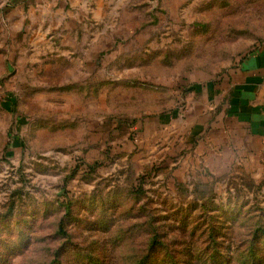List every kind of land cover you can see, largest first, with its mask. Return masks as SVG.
Masks as SVG:
<instances>
[{"label": "rangeland", "instance_id": "374dc122", "mask_svg": "<svg viewBox=\"0 0 264 264\" xmlns=\"http://www.w3.org/2000/svg\"><path fill=\"white\" fill-rule=\"evenodd\" d=\"M262 49L264 0H0V264H264Z\"/></svg>", "mask_w": 264, "mask_h": 264}, {"label": "crops", "instance_id": "0c3cea01", "mask_svg": "<svg viewBox=\"0 0 264 264\" xmlns=\"http://www.w3.org/2000/svg\"><path fill=\"white\" fill-rule=\"evenodd\" d=\"M251 59L254 66L246 69L244 84L235 85L226 114L245 122L250 133L259 136L264 135V49Z\"/></svg>", "mask_w": 264, "mask_h": 264}, {"label": "trees", "instance_id": "16d2710c", "mask_svg": "<svg viewBox=\"0 0 264 264\" xmlns=\"http://www.w3.org/2000/svg\"><path fill=\"white\" fill-rule=\"evenodd\" d=\"M10 101L14 102V101H16V99L14 97H11ZM262 230H264V226L260 227V230H255V232H258V231L261 232ZM253 240H254L253 242L249 243V248H247L248 251H249V254H248V257H247L248 260L252 259L253 257L256 256V254H254V247H256L258 245V243L260 242L258 240V238H253ZM154 243H155V237H154ZM241 245H243V244H241ZM146 258H147V256H146ZM142 264H145V263H142ZM254 264H256V263H254Z\"/></svg>", "mask_w": 264, "mask_h": 264}]
</instances>
